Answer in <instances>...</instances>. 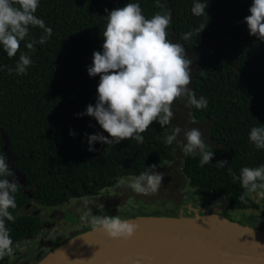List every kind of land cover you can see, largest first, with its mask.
Here are the masks:
<instances>
[{"label": "trees", "instance_id": "1", "mask_svg": "<svg viewBox=\"0 0 264 264\" xmlns=\"http://www.w3.org/2000/svg\"><path fill=\"white\" fill-rule=\"evenodd\" d=\"M129 2L139 3L146 18L166 10L173 21L169 39L175 37L190 52L222 31L225 44L236 49L233 61L222 46H215L197 62L193 91L198 99L207 98L208 106L190 109L191 117L197 122L217 120L209 133L219 148L208 145L206 150L214 152V157L203 167L198 152L186 155L183 173L197 196L226 197L231 210L257 209L250 194L246 203L240 202L245 190L228 172L230 167L239 176L244 167L264 165V149L249 140L253 127L264 126V41L250 35L244 19L253 0L228 4L227 0H199L208 5L207 15L199 17L192 13L196 0H160L165 9L157 8L156 0H40L35 15L52 29L46 43H37L31 51L25 47L27 40L21 42L13 58L0 46V154H4V132L16 166L26 174L28 189L35 191L37 201L51 206L94 197L115 187L118 178L139 176L152 165L176 160L177 145L165 143V135L174 128L172 122L164 128L154 122L142 133L143 144L135 139L110 145L96 142L95 151H89L90 135L107 137L108 133L95 118L80 115L89 104L95 106L98 98L100 77H91L88 68L93 53L103 51L106 16ZM202 24L205 29L195 32ZM189 31L193 36L184 40ZM44 34L43 29L31 27L28 39L39 40ZM20 53H27L33 63L23 75L14 70L9 74ZM218 161L228 165L217 167ZM15 196L17 208L10 209L15 221H6L14 241L33 236L42 227L38 217L19 216L30 202L22 187ZM147 216L171 217L159 211L142 215Z\"/></svg>", "mask_w": 264, "mask_h": 264}, {"label": "clouds", "instance_id": "2", "mask_svg": "<svg viewBox=\"0 0 264 264\" xmlns=\"http://www.w3.org/2000/svg\"><path fill=\"white\" fill-rule=\"evenodd\" d=\"M39 4L40 0H0V46L9 58L17 56L21 42L27 40L25 47L34 51L37 43L44 44L51 37L52 29L35 15ZM156 7L166 8L160 0H156ZM207 8L206 3L196 0L192 13L197 17L207 15ZM249 12L250 15L244 19L250 35L264 41V0H253ZM172 23V17L166 10L146 18L140 4L131 2L111 10L106 16V28L102 34L103 51L93 53L92 65L88 68L91 77H100L97 102L95 106L89 104L86 113L80 115L95 118L108 136L99 133L90 135L89 151H95L93 145L96 142L110 145L135 139L143 144L142 133L154 122L164 128L173 121V105L182 98H187L189 109L207 108V98L201 96L198 99L196 93L189 89L192 82L191 60L180 43H173L169 39L168 28ZM31 27L43 29L45 34L39 40L28 39ZM204 29L202 24L195 32ZM193 34L189 31L183 35V39L189 40ZM32 63L27 53H20L15 69H8L9 74L14 70L17 75H23ZM182 131V128L175 126L171 134L165 135V143H175L185 156L198 152L201 167L212 162L214 152L206 150L209 146L203 139V133L191 128L184 132L186 143H182L178 139ZM249 140L257 149H264V126L253 127ZM227 165V161L216 164L217 167ZM155 169L156 165H152L139 176L118 178V185L128 187L136 194L153 196L161 188L164 178ZM228 172L234 180L240 181L245 190L239 198L241 203L247 202L246 197L250 193L264 189V165L244 167L239 176L230 167ZM20 187L7 163L6 154H0V260L11 258L19 246L12 239L6 221H15L16 217L10 209L17 208L15 194ZM80 219L90 225L94 232H102L112 240H131L138 231L134 221L119 215L97 216L89 210Z\"/></svg>", "mask_w": 264, "mask_h": 264}, {"label": "water", "instance_id": "3", "mask_svg": "<svg viewBox=\"0 0 264 264\" xmlns=\"http://www.w3.org/2000/svg\"><path fill=\"white\" fill-rule=\"evenodd\" d=\"M222 35L223 31L217 36L225 43ZM215 38L198 45L196 52L185 49L191 60V91L197 62L209 48L220 46L213 43ZM186 100V97L182 98L172 108L178 126L184 130L181 132L182 143H186L184 132L192 128L191 117L185 110ZM216 121L199 129L203 137L205 132L212 141L209 132ZM176 157L177 181L170 184L169 194L177 200L182 195L178 188L184 179L177 170L184 158L179 147H176ZM129 220L138 225L131 240H112L102 232L89 230L58 246L37 264H264L263 238L251 227L241 226L219 214L147 216Z\"/></svg>", "mask_w": 264, "mask_h": 264}, {"label": "rangeland", "instance_id": "4", "mask_svg": "<svg viewBox=\"0 0 264 264\" xmlns=\"http://www.w3.org/2000/svg\"><path fill=\"white\" fill-rule=\"evenodd\" d=\"M230 0H227V4ZM173 43H178L173 37ZM215 45H220L224 48L228 59L233 61V53L236 49L229 47L221 42V36H217L213 42ZM185 110L187 115L191 117L190 109ZM192 128L200 129L207 122H197L192 117ZM193 121L195 123H193ZM174 127H179L178 120L174 115L172 121ZM204 132V131H203ZM4 140V154L7 156V163L10 169L15 174L25 194L30 198L27 206L19 211V216H35L42 222L41 229L33 236H27L17 239L14 242L18 243L15 248L14 255L9 258L5 257L2 264H36L40 258L45 257L54 246L61 245L73 237L82 234L83 231L92 230L90 225L84 224L80 217L84 212L91 210L93 215L115 216L119 215L123 219H132L142 217L143 214H151L154 211H159L163 215L171 217H196L207 214H219L230 221L239 223L241 226H248L254 229L264 239V189H258L255 193H250V198L258 205L257 209L248 210H231L227 206V198L221 197L217 200H212L210 197L197 196L194 190L190 187L189 181L182 184V197L171 200L166 194L162 195L160 189L153 196L130 195L125 199H105L97 201L84 197L79 199H70L67 203L51 206L45 202H40L35 199V191L29 190L27 187L26 174L16 166L17 159L12 155L9 149V142L6 133L2 134ZM182 133L178 139L182 142ZM205 143L213 148L219 146L208 139V134L204 132L203 137ZM173 165V163L164 162L156 165L155 172L166 177L165 170ZM11 179V178H9ZM112 189H105L100 192L111 193ZM87 206V207H86ZM72 210L74 212H72Z\"/></svg>", "mask_w": 264, "mask_h": 264}, {"label": "flooded vegetation", "instance_id": "5", "mask_svg": "<svg viewBox=\"0 0 264 264\" xmlns=\"http://www.w3.org/2000/svg\"><path fill=\"white\" fill-rule=\"evenodd\" d=\"M175 155H176V148H175ZM183 156L185 157L184 154H183ZM176 160H177V157H176ZM176 160L173 161V162H170V163H173V165H171L170 167H168L165 170V174L167 176L163 178L162 185H161V188H160V191H161L162 195L166 194L171 199H173V198L169 194V192L171 191V187H170L171 185L170 184L173 183V182H175V181H177L176 172L174 170L176 168V166H175ZM177 170L184 176L183 182L181 183V185L182 184L184 185V182L186 180L188 181V179L185 176V174L183 173V160H182V163L177 167ZM181 185L178 188L179 193L182 192V187L183 186H181ZM109 189H112L111 193H103V194H100L99 193L98 195H96L94 197H90V199H94V200H97V201H102V200H105V199H112V200L120 199V200H122V199L127 198L128 195H133V194H134V196L138 195L135 192H133L130 188H128V187H122V186H119L118 184L115 187H111ZM181 197H182V195H179L178 198H181ZM173 201H174V199H173ZM175 201H177V200H175ZM55 247L56 246H54L53 249Z\"/></svg>", "mask_w": 264, "mask_h": 264}]
</instances>
